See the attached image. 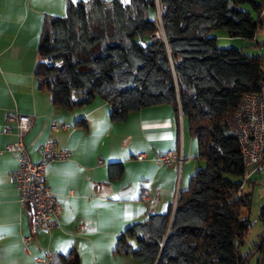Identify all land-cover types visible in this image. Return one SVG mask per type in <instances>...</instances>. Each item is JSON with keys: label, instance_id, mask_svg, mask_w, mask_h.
<instances>
[{"label": "trees", "instance_id": "trees-1", "mask_svg": "<svg viewBox=\"0 0 264 264\" xmlns=\"http://www.w3.org/2000/svg\"><path fill=\"white\" fill-rule=\"evenodd\" d=\"M263 3L67 0L63 15L42 14L32 74L52 105L69 110L98 97L109 105L108 119L121 122L131 111L167 104L175 119L179 110L196 144L194 158L203 161L178 190L172 212L169 204L124 226L113 252L142 264H246L240 246L249 221L240 213L249 194H237L245 169L233 110L264 81V40L251 43L261 52L246 51L217 46L210 32L252 40L262 28ZM106 168L113 179L122 163ZM253 245L261 264L264 230ZM59 260L78 264L73 250Z\"/></svg>", "mask_w": 264, "mask_h": 264}, {"label": "crops", "instance_id": "crops-1", "mask_svg": "<svg viewBox=\"0 0 264 264\" xmlns=\"http://www.w3.org/2000/svg\"><path fill=\"white\" fill-rule=\"evenodd\" d=\"M66 1L0 0V264H32V256L45 250L58 259L73 250L78 264H142L113 252L115 237L130 222L172 205L194 169L196 146L183 132L181 115L175 119L167 104L131 111L115 122L108 119L109 105L98 97L66 110L36 89L32 69L42 14H61ZM263 9L264 3L262 17ZM253 39L251 43L264 40ZM251 43L246 51L261 52ZM13 110L32 119L22 138L31 161L38 160L39 146L47 137L68 152L67 159L50 162L44 173V183L60 208L59 227L50 231L30 229L29 208L18 205L7 177L15 160L3 148L13 136L2 133L1 126L5 113ZM50 121L69 127L51 130ZM178 149L183 156L179 166L153 161L157 153ZM138 153L144 157L136 159ZM112 161H120L122 170L109 179L106 166ZM142 189L147 201L138 199ZM77 224L84 229L78 230ZM25 234L30 235L29 254L20 243Z\"/></svg>", "mask_w": 264, "mask_h": 264}, {"label": "built area", "instance_id": "built-area-1", "mask_svg": "<svg viewBox=\"0 0 264 264\" xmlns=\"http://www.w3.org/2000/svg\"><path fill=\"white\" fill-rule=\"evenodd\" d=\"M156 36V35H155ZM178 118L180 112L177 111ZM235 121L234 135L241 154L244 173L237 194L241 192V186L254 172L264 169V81L256 91L244 92L234 110ZM32 119L27 115H20L16 111H9L4 115L1 132L12 134L13 138L4 144V151L14 156L15 166L11 168L7 177L13 184L17 193V202L20 207L29 208V227L31 230L50 231L59 227V203L55 195L44 183V173L47 165L52 161L65 160L68 152L63 147H55L52 140L47 137L39 146V158L36 162L30 160L23 145L22 138L28 130ZM59 125L62 129L69 127L68 123L58 124L50 121L48 127L55 130ZM143 153H138L135 158L141 159ZM183 156L178 152L167 150L154 155L153 161L157 164L175 162L180 165ZM138 199L148 200L146 189H142ZM176 200V195L171 205V212ZM78 230L84 229L82 224H77ZM30 235L20 236L23 251L29 254L27 244ZM51 252L45 250L42 254L32 256V264H53Z\"/></svg>", "mask_w": 264, "mask_h": 264}, {"label": "rangeland", "instance_id": "rangeland-1", "mask_svg": "<svg viewBox=\"0 0 264 264\" xmlns=\"http://www.w3.org/2000/svg\"><path fill=\"white\" fill-rule=\"evenodd\" d=\"M238 6L242 9H248V6L246 4H238ZM63 12L64 11H62L61 14H55V15H63ZM261 25L262 28L256 31L253 40L264 39V9H263V17H262ZM210 34L215 36V43L217 46L220 47L234 46L238 48L241 47L244 48L248 43L252 42V40H243L239 37H228L222 29H213L210 32ZM219 35H221L222 37ZM158 37L162 38L160 27L158 28ZM183 132L184 134H186L187 132L185 124L183 128ZM192 140L195 144L194 139ZM194 160H195L194 169L198 167V165L203 164L202 160L200 162L196 158ZM263 181H264V169L259 172L252 173L249 177V181L244 182L241 186V193L249 194V204L247 208L242 209L240 213L241 217L247 216L249 221L247 231L243 238V244L240 246V252L245 253L247 255L246 264H257V260H258V253L256 252L253 243L257 241L258 235L263 230L262 221L258 218L259 207L263 203V186H264ZM261 264H264V254L261 260Z\"/></svg>", "mask_w": 264, "mask_h": 264}, {"label": "water", "instance_id": "water-1", "mask_svg": "<svg viewBox=\"0 0 264 264\" xmlns=\"http://www.w3.org/2000/svg\"><path fill=\"white\" fill-rule=\"evenodd\" d=\"M262 224H263V230H264V216L262 218ZM51 259H52L53 264H61L56 254L52 253Z\"/></svg>", "mask_w": 264, "mask_h": 264}]
</instances>
